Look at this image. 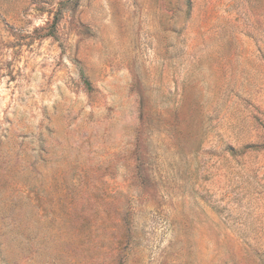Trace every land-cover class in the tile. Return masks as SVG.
<instances>
[{
    "label": "rangeland",
    "instance_id": "obj_1",
    "mask_svg": "<svg viewBox=\"0 0 264 264\" xmlns=\"http://www.w3.org/2000/svg\"><path fill=\"white\" fill-rule=\"evenodd\" d=\"M0 264H264V0H0Z\"/></svg>",
    "mask_w": 264,
    "mask_h": 264
},
{
    "label": "trees",
    "instance_id": "obj_2",
    "mask_svg": "<svg viewBox=\"0 0 264 264\" xmlns=\"http://www.w3.org/2000/svg\"><path fill=\"white\" fill-rule=\"evenodd\" d=\"M55 23V22H54ZM85 84H86V86H88V83L87 82H85Z\"/></svg>",
    "mask_w": 264,
    "mask_h": 264
}]
</instances>
